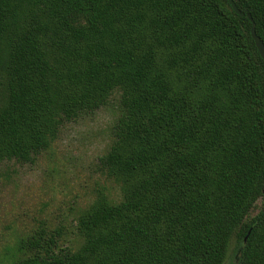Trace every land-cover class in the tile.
<instances>
[{"label": "trees", "instance_id": "16d2710c", "mask_svg": "<svg viewBox=\"0 0 264 264\" xmlns=\"http://www.w3.org/2000/svg\"><path fill=\"white\" fill-rule=\"evenodd\" d=\"M0 0V162H31L119 94V187L9 264H264V0ZM259 199V211L249 217ZM245 238H247L245 240Z\"/></svg>", "mask_w": 264, "mask_h": 264}, {"label": "rangeland", "instance_id": "374dc122", "mask_svg": "<svg viewBox=\"0 0 264 264\" xmlns=\"http://www.w3.org/2000/svg\"><path fill=\"white\" fill-rule=\"evenodd\" d=\"M119 94L94 114L67 122L52 146L31 162H0V264L23 256L22 238L40 229L60 233L62 244H80L76 219L82 209L106 191L121 197L118 185L99 167L111 143V127L118 117ZM259 199L249 217L260 209ZM233 240L225 264H232Z\"/></svg>", "mask_w": 264, "mask_h": 264}, {"label": "water", "instance_id": "95a60500", "mask_svg": "<svg viewBox=\"0 0 264 264\" xmlns=\"http://www.w3.org/2000/svg\"><path fill=\"white\" fill-rule=\"evenodd\" d=\"M233 10L239 14V15H245V13L243 11H241L234 0H229ZM247 17L252 21V28H251V34H252V37L255 41V44L257 46V49L259 50V53L261 54L262 58L264 59V41L258 36L257 32H256V28H255V23L253 21V18H252V15L250 13H247L246 14ZM247 238H245L246 240Z\"/></svg>", "mask_w": 264, "mask_h": 264}]
</instances>
